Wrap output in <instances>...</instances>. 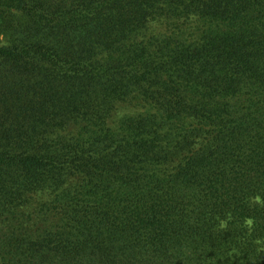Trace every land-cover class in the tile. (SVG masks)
I'll return each instance as SVG.
<instances>
[{
	"label": "trees",
	"instance_id": "16d2710c",
	"mask_svg": "<svg viewBox=\"0 0 264 264\" xmlns=\"http://www.w3.org/2000/svg\"><path fill=\"white\" fill-rule=\"evenodd\" d=\"M0 264H264V0H0Z\"/></svg>",
	"mask_w": 264,
	"mask_h": 264
}]
</instances>
